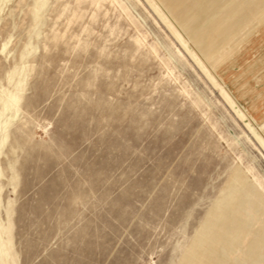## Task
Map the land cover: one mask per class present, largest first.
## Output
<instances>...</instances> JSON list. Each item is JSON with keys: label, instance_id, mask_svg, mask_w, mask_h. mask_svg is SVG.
I'll return each mask as SVG.
<instances>
[{"label": "rangeland", "instance_id": "1", "mask_svg": "<svg viewBox=\"0 0 264 264\" xmlns=\"http://www.w3.org/2000/svg\"><path fill=\"white\" fill-rule=\"evenodd\" d=\"M154 1L0 0V264H264V13L235 84Z\"/></svg>", "mask_w": 264, "mask_h": 264}, {"label": "bare ground", "instance_id": "2", "mask_svg": "<svg viewBox=\"0 0 264 264\" xmlns=\"http://www.w3.org/2000/svg\"><path fill=\"white\" fill-rule=\"evenodd\" d=\"M151 1L154 3L155 7L159 8V10H160V7L157 5V3L154 0H151ZM194 1H196V0H194ZM224 1L225 0H217L214 6L213 5L207 6L206 5V8H204V10L202 11L201 17H200L198 13H196V14L192 13L191 14L190 12H188V10H187L188 7L182 8V6H181L182 4L176 5V0H163V2L168 5V7L171 11H174L179 16H181L187 22V25H190V26H192L194 24H199L201 22H205V20L208 17L216 14L220 8L224 7V6H222ZM256 1L257 0H239L237 3L232 5L228 10L224 9L225 11L218 14L216 19H214L208 26L203 28L202 31L199 32L195 36V40L197 41V43H202V48L204 47L206 49L205 54L209 57V59L211 61H213L214 64H217V66L222 67L224 74L227 75V79L229 78L228 81H231V82L234 81L235 84L239 83V80L242 76L245 75L246 77H248L250 75H253L257 71L259 72L260 66L262 69H264V51H263V54H261L260 57L256 56L257 58L256 57L254 58V61H253L254 67L253 68L248 67L249 68V69L247 68L248 71L247 72L244 71V74L242 76L240 74V75H236L234 77L232 67L235 66L236 64H239L240 67H242V66L247 67L245 64H248V61H249L248 59H250L252 56L250 55L251 56L250 57L249 54H247L246 56H243L242 58H238L236 56L237 54H234L232 51L233 47H232V50L229 49V48H231V46H236V44L238 43V41H237L238 39H236L235 37L239 38L240 35H244V33H246V30L248 29V24L250 22H253L252 19H253L255 13L257 11H260V10H262V12L264 13V11H263L264 7H263V9L262 8L259 9L260 7L255 6L256 4L252 5V3L256 2ZM208 2H209V0H208ZM201 7H202V4H201ZM165 19H167L168 21H171L167 17V15H165ZM257 19L258 18H256L255 20H257ZM263 23H264V19H263ZM250 25H251V23H250ZM256 30H257V28H256ZM193 33L191 32V36ZM252 36H254V35H252ZM178 37H179L181 43L186 47V49L191 52V54L194 56V58H196L198 63L202 67H204V69L209 73L211 78L214 81L218 82L217 78L210 72V70L204 64L202 59L197 55V53L195 51H193L190 48L189 40L185 39L179 31H178ZM257 37H259V36H257ZM244 38H246V37H244ZM190 40H191V38H190ZM261 41H264V40H261ZM261 41L259 43H261ZM231 51H232V54H230ZM255 68H257L258 70H256ZM220 87L228 95V91H226V89H225V87H226L225 84L220 83ZM228 96H230V95H228ZM18 101H19V96L17 93H15V92L14 93H7V98L3 99L2 108L0 109V116L8 108L9 104L16 106ZM257 105L258 104L255 103L253 105L254 106L253 109L263 108V107H259V105L258 106ZM243 116H245L244 113H243ZM250 125H251L250 128H251L252 132L254 133V135L256 136V138L264 146V137L262 136V134L259 133V131H257L255 129L256 127L254 128L252 126V124H250ZM260 185H261V183H260ZM262 189H264V188H262Z\"/></svg>", "mask_w": 264, "mask_h": 264}, {"label": "crops", "instance_id": "3", "mask_svg": "<svg viewBox=\"0 0 264 264\" xmlns=\"http://www.w3.org/2000/svg\"><path fill=\"white\" fill-rule=\"evenodd\" d=\"M216 1L217 0H214V1H204V3H206L207 5H215V3H216ZM182 4V5H181ZM176 5H181V6H185V5H187L186 7H188L187 8V10H188V12H190L191 14L192 13H198L199 14V16L201 17V14H202V12L201 13H199L198 12V10L196 9V8H193L192 7V1L191 0H176ZM195 6V5H194ZM195 11H194V10ZM211 9V8H210ZM197 11V12H196ZM173 13H175L174 11H172ZM176 15H178L177 13H175ZM179 16V15H178ZM195 16V15H194ZM197 18V17H196ZM238 41V43L236 44V46H231V48H229L230 50H232V47H233V53L234 54H237L236 56L238 57V58H242L243 56H246L247 54H249V56L250 55H252V54H250L251 53V50L252 49H254V48H256L257 47V45L258 44H245V43H240L239 42V39L237 40ZM242 44V45H241ZM247 47H250V48H247ZM242 49V50H241ZM232 51L230 52V54H232ZM248 56V57H249ZM251 57V56H250ZM260 111V110H259ZM262 111V110H261Z\"/></svg>", "mask_w": 264, "mask_h": 264}]
</instances>
